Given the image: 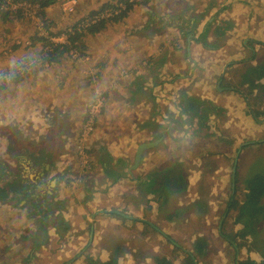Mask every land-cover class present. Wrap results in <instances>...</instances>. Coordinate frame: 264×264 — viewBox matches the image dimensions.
I'll list each match as a JSON object with an SVG mask.
<instances>
[{"label": "crops", "instance_id": "0c3cea01", "mask_svg": "<svg viewBox=\"0 0 264 264\" xmlns=\"http://www.w3.org/2000/svg\"><path fill=\"white\" fill-rule=\"evenodd\" d=\"M136 7H141V13L146 19L143 27L139 29L152 35H147V37H151V40H154L153 36L156 37V42L159 45V47H155L154 51L148 53L147 57L145 55L146 59L133 61L130 65L122 63L125 55H134L133 51L137 52L138 49L141 51L147 48L141 43H136V47H134V42L129 39L132 34H129L128 31L126 32L127 36L125 33H121L122 36L113 38L112 33L108 31L110 26H107L94 34H87L94 37L96 52L100 54L94 61L95 66H98L103 72L100 89L106 97H108L109 92L116 94L119 105L118 109L112 113L111 99L107 100L101 116L104 117L109 108L108 111L116 120L124 116L127 118L126 122L121 120L117 125H111L110 128L98 123L94 135L92 144L93 169L97 177L107 186L90 189L88 193L84 192L85 197L74 198L69 193V188L63 186V182L58 184L60 173L53 176V171L48 173L46 167L40 166L43 162L47 163L50 153L56 156L54 142L52 144L51 141L52 147L50 149L47 147L43 150L40 147L27 154H22L19 158L23 160L20 162L23 170L27 172L29 168L34 167L35 171H32L36 172L26 175L34 178L42 185L38 187L39 192L37 202L34 203L35 207L38 205L41 207L42 198L45 197L47 203H52L53 215L52 217L48 216L45 220L43 213L39 210L41 208L36 209L32 204H24L23 200L15 206L1 202L0 205L6 207L9 212L16 209L17 216L22 209L27 210L28 206H31L34 213L26 216L31 221L23 219L26 225L20 229H17L16 223L6 219L3 227L6 226L7 230L13 231L12 250L17 251L27 242L29 246L26 247V253L23 251V253H16L12 256H7L5 253V255L0 256L2 261L5 260L3 264L7 262L8 264H74L73 259L77 258L79 254H83L87 247L93 259L102 262L107 258L109 250L103 246L102 242L100 243L101 239L107 236H105L106 232H100V227L106 224L117 228L120 218L116 215H125L124 217L127 219L136 220L134 225H140V227H142L141 222H147V225L153 227L158 234L160 233L159 235H162L161 238L165 241L167 238L165 239L164 234H162L165 233L164 225L161 222H156V218L152 216L153 211L161 210L165 203L155 202L153 196L156 194V189H152L149 183L148 185L138 184L140 180H143L140 179L141 177L149 175L147 176L149 178L151 175L169 171L179 176L181 171L182 173L185 172L183 167L187 163H189L190 168L184 176L191 173V176L197 180H199L196 178L197 176L199 178L204 177L207 181L220 177V171L223 170L225 163L229 166V176H231L236 149L247 143H264V103L260 106V112L256 111L249 104L248 98L245 97L246 91L242 89L238 92L229 86V74L232 73L233 75L232 68L235 69L240 62L249 61L251 58L254 59L249 61L252 64L261 60V53L264 51V0H145V4L133 7L126 16H130L136 11L134 10ZM132 10L134 11L131 12ZM185 19H188L186 24L184 23ZM122 22V25H125L124 21ZM135 22L133 21V23ZM128 23L130 21H127L126 25ZM185 33H187L186 36ZM85 36L83 37L85 38ZM118 40L124 41L126 45L124 49L114 47L119 43ZM133 40L138 42L134 38ZM140 51L138 52L141 56ZM174 56L176 59H173ZM9 63L12 64V62ZM2 64L4 66L5 61ZM124 69L130 73L126 74V77H123L121 73V70ZM107 74L111 75L110 79L106 78ZM24 75L26 77V74ZM24 75L12 85L23 81ZM150 75L152 81L147 86L146 78ZM165 77L171 80L166 86L167 90H163L165 99L169 103L175 104L176 109L170 108L166 115H163V118L159 114L155 115L156 110L152 112L155 116L150 112L151 115L145 118L147 115H144L143 110H141L145 100H142V96L134 97V94L141 90L145 91L154 102H157L156 94H154L155 88L163 84ZM68 82L67 77L64 82L59 83L64 86ZM136 82L141 85L136 86ZM35 84L32 81L31 86ZM37 87L31 91L32 97H36L34 93ZM58 96H61V91H54L50 97L51 104L49 107L53 109L52 119L56 114L60 118L59 121L55 117L52 123V119L48 118V121L42 123V127L46 130L42 131L43 133L37 132L36 138L32 136L33 131L26 136L28 138L26 143L32 141L35 144V139L42 138L43 140L47 139V136L50 139L54 137L53 140L58 144L64 143L63 138L68 136L65 130L71 127L70 117L73 114L69 106L72 105L71 101L76 102L77 105V98L73 97L71 101L67 102L60 100V97L56 100L55 97ZM177 97L178 100L175 99ZM150 98L148 99L151 100ZM108 101L110 102L108 103ZM165 105L167 104L165 103ZM179 108L183 109L184 113ZM19 109H22V106L17 105L12 109L16 116L15 125L20 124ZM24 109L27 110L26 107ZM215 109L218 110V113H215ZM32 110H36V107L33 106ZM182 114L188 119L183 120V125L177 124V119L179 120V116ZM141 116L142 120H140ZM137 121H143L144 124L132 125V122ZM126 130L128 131L126 132ZM129 130L137 133L132 136ZM137 134L147 135V141L132 140L131 142L130 139ZM151 134H155V136L152 137ZM184 134H187L186 138H183ZM189 136L197 137L198 139H192V141L198 140V143H192L188 139ZM146 142H154L155 144L143 152L137 168L131 169L136 147ZM124 147H129L127 157L130 159L131 156L130 164L120 176H117V178L119 177L118 180L114 181L116 176L113 178L112 174L115 175L116 173L114 172L116 161L118 160L119 163L126 162L123 153ZM13 148L10 149L9 147V150L15 158L14 155H17L19 151ZM184 149L191 151V153H184ZM192 151H198L201 159ZM63 153L60 154L61 157L67 155ZM218 153L221 154L218 155ZM36 154L42 157L36 158ZM214 158H221L225 163L223 162L224 164L217 169L214 166L211 168L209 166L201 167V163L202 165L206 162L208 165L214 164V161H211ZM33 160L38 161L37 164ZM174 163L183 166L182 168L177 167L175 170L174 167L168 168ZM17 164V162L11 163V166L15 167ZM146 164L147 166H145ZM125 186H128V196L133 197L134 201L127 202V200L121 201L119 199L121 189ZM144 186V194L139 195V199L141 197L142 199L138 201L136 191ZM188 188L184 184L180 187V192L184 194L181 197L182 203L178 202L181 205H188V202L183 203V200L190 198L185 195V189ZM196 189L199 193V188ZM174 191L178 193V191ZM207 192H210V189ZM214 192L211 190V193L214 194ZM42 195L45 196L42 197ZM79 195L82 196L83 194L79 193ZM69 197H71L72 202L67 201ZM10 206L14 209H10ZM224 218L225 214L221 216L217 224V234L222 236V225L220 224H223ZM37 222H39L40 227L44 225V231L39 230ZM91 230L92 236L90 237ZM37 231L36 238L32 234ZM88 232L89 238L87 239ZM26 239L30 242L24 241ZM228 239L227 241L230 242ZM206 249L204 250L206 251ZM127 252L128 254L125 255L124 259L119 258V264H123V262L127 264V261L131 260V256L135 255L131 249ZM3 253L2 251L1 254ZM147 257L149 260L152 259ZM11 258L15 261L10 262ZM17 258H22V260L17 261Z\"/></svg>", "mask_w": 264, "mask_h": 264}, {"label": "rangeland", "instance_id": "374dc122", "mask_svg": "<svg viewBox=\"0 0 264 264\" xmlns=\"http://www.w3.org/2000/svg\"><path fill=\"white\" fill-rule=\"evenodd\" d=\"M116 2H118L117 5ZM105 3H109L113 6L119 5V7H124L123 2H120V0H58L56 3L46 7L43 10L45 13L42 15H40L39 8L36 5L27 7V9L18 8L16 11H10L6 8V6H4L3 10L7 11V15L3 16L4 13L0 12V64L5 61L4 66L3 64L0 65V85H2V89H0V161L4 165L7 163H16L17 160L18 162H23V160L19 158L22 156V154H27L30 151H34V149H38L43 146L41 145L43 144L42 138L35 139V144H33L32 141L26 143L28 141L26 136L34 131L32 136L36 138L38 136L36 135L37 132L39 133L46 130L44 127H42V123H45L46 120L48 121V118L52 119L53 109L49 106L51 104L50 97L54 91H61V96L55 97L56 100L60 97V100L69 102L71 101V98L75 97L77 98V105L76 102L74 103L71 101L72 105L69 106L72 110L71 113H73L70 117L71 127L68 129L66 128V130L63 129L68 134V136L63 138L64 143L58 144L55 141L58 149L56 156L50 153L47 163L43 162L40 164V166L47 168L48 173L53 171V176L57 173H60L58 176V184L60 185L62 184L61 182H63V186L65 188H69L68 191L74 196V198L85 197V193H88L90 189L103 188L107 186L106 183L97 177L93 169L92 144L98 123L110 128L111 125H117L118 122H121V120L126 122L127 118L124 116L123 118L116 120V118L113 117L111 112L113 113V111L118 109L119 105L117 103V95L109 92L108 97L105 96V102L111 99V112L108 111V108L104 117L100 115L94 124V130L92 133L81 139L79 136L81 132V126L83 122L88 120L86 117L88 108H90V105L93 103L95 98L98 97V95L103 96V94H105L102 92V89H100V84L103 79V72H101L99 67L95 66L94 64V61H96L97 57L100 55L98 52H96L94 46V37L92 35H87L85 38L83 36L80 37L76 42V45L81 47V51L80 49L71 48L68 52L60 55L57 59L58 61L52 62H43V57H39V52L41 51L43 43V41L39 39L43 37L42 39L47 42L53 41L54 43H65L68 32H71L70 30L73 28V26L76 25V29L79 30L80 26L87 24V20H84L83 22H80V20L86 16L88 17L89 12L98 11ZM111 10L112 7L106 8L103 14L107 13L109 15ZM134 10L131 11L134 12L131 13L130 16L128 15L129 17H123L124 19H120L118 23H116V21L114 22L113 20H110L105 24V28L110 26L108 31L112 33L113 38H117L119 35H121V33H125V36H127L126 32L128 31L129 34H132V36H129V39H132L134 42V47H136V43H141L142 46H147L148 51L147 48L141 51L138 49L137 52L133 51L134 55L128 54L124 57L122 56L124 60L122 63H128V65H130V63L133 61L136 62L139 59H146L148 53L159 47L158 43L156 42V37L153 36L154 40H151V37H147V35H150L147 33V31L139 29L143 27V23L146 20L141 13V7H136ZM117 13L114 12L113 14L115 15ZM122 21H124L125 25H122ZM127 21H130V23L126 25ZM133 21L136 22L133 23ZM56 32L59 33L55 34ZM133 38L138 40V42H135ZM118 41L119 43L114 47L124 49L126 46L124 41ZM213 42L215 43V40ZM138 51L141 52V56L139 55ZM71 52L78 53L80 55L79 58H74ZM176 56H174L173 59H176ZM262 58H264V51L261 53V59ZM250 60L254 59L251 58ZM9 62H12V64ZM234 71L235 70H233V72ZM127 72L128 71H126V69L121 70L123 77H126L128 74H130ZM234 73L233 75L230 73L229 76L236 81L237 76ZM17 74L18 76L26 74V77L24 75L25 78L23 81L16 85H12L13 82H11L10 78L11 76H15ZM59 74L62 77H60L61 79L59 78ZM31 77L32 79H30ZM67 77L69 82L64 86H61L60 83L62 81L64 82ZM106 78L110 79L111 75L107 74ZM29 79L34 81L36 84L31 86L32 81ZM146 79L148 84L147 86H149L152 81L151 75ZM104 81H106V79H104ZM169 82H171V80H168V78L165 77L163 84L155 88L154 94H156L157 102H154L145 91L143 92L141 90L134 94V97L139 98L142 96V100H145V103L141 109L143 110L144 115H147L145 118L151 115L155 110V115L159 114L163 118V115H166V112L170 108L176 109L175 104H172L171 102L169 103L165 99V93L163 92V90H167L166 86ZM135 85L140 86L141 84L136 82ZM11 86L12 88H10ZM36 86H38L34 93V96L36 97H32L33 94H31V91ZM243 90L245 91L244 88ZM260 95V92H256V94H248L251 102L253 101L254 103H258L252 107L254 110L259 112L260 106H262L264 103L262 101V96ZM175 99L178 100V97ZM109 102L110 101H108V103ZM165 103L167 105H165ZM17 105L22 106V109L18 110L20 115L19 125L14 124L16 121V116L14 112H12V109ZM33 106L36 107V110L31 111ZM24 107H26L27 110L24 109ZM179 109H177V111H180ZM181 111L184 113L183 109H181ZM152 115L155 116L154 114ZM167 115L170 116L168 113ZM55 117L58 119V121L60 119L55 114L54 118L52 119V123L54 122ZM99 118L100 121L98 122ZM179 118V120L177 119V124L182 125L184 122L183 120L188 119V117L183 114L180 115ZM140 120H142V116ZM11 124L12 126H9ZM133 124L143 125L144 123L143 121H137L132 122V125ZM147 126L149 125L147 124ZM127 131L128 130H126V132ZM133 131H135V128H133ZM62 133H64V131H62ZM131 133L133 136L137 132L133 133L131 131ZM153 135L155 136V134H151L152 137ZM186 137L187 134H184L183 138ZM188 139L192 141V139L198 138L189 136ZM132 140L147 141V135L137 134L135 137L130 139L131 142ZM8 141L9 143L7 144ZM197 141L198 140H193L192 143L197 144ZM49 144L50 146L48 148L50 149L52 147L51 141ZM8 145L10 149L12 147H14L13 149H18V156L14 155L15 158H13ZM128 149L129 147H124L123 149L126 160V162L124 161L123 163H125V165H123V163H119L118 160L115 163L116 167L114 172L116 173L115 175L112 174L113 178L116 176L114 181L118 180L119 177L117 178V176H120L130 164L131 156L130 159L127 157ZM253 151L254 150H251L246 155V157L242 159V165L244 167V170L242 169V171L245 177L256 171L254 170L253 163L257 160V158L254 154H252ZM63 152L67 155H62L61 157L60 154ZM192 152L195 153L198 158H200L198 151ZM184 153H191V151L184 149ZM219 154L221 153H218V155ZM216 156L217 154L215 157ZM36 158H41V155L36 154ZM127 159H129L128 162ZM211 161H214V164L210 163L208 165V162H206L203 163L204 165H202L201 163V167L203 166L205 168L209 166V168H211V166H214V168L217 169L219 166H222L225 163L221 158H214V160L212 159ZM145 166H147V164ZM182 166L183 165L180 167L182 168ZM173 167L174 165H171L168 168ZM188 168H190L189 163L184 165L183 170H185L187 173ZM32 170L35 171V168H29L27 171L28 175L36 173ZM143 170L146 171L144 168ZM185 172L182 173L181 171L177 177L181 179V182L179 181L180 183L189 187L188 189H185V195L190 198L183 200V203L188 202V205H181L178 203H182L181 197L183 193L180 192V190H176L175 187V190L178 191V193L175 192L171 197H169L165 204L162 205L161 210L157 212L153 211L154 213L152 216L156 218V222H161L164 225L163 230L165 232V238L167 236L172 240L174 239L179 245L185 248L192 247V244L194 245V243L200 238L204 239L207 249L203 254L196 257L197 264H236V262L239 260L258 258L259 255L256 248L258 245L251 242L250 246L252 247L250 248L249 242L247 243V239L250 240L251 237L253 240V236L246 235L245 239L241 236H236V246H234L232 243L227 241V238L217 234V224L222 216L221 213L226 206L228 193L231 190V180L229 176L230 170L229 166H227V163L224 164L223 170L220 171L219 175L221 176L209 181L205 180L204 177L199 178L198 176L196 178L199 180H197L191 176V173H188L187 176H184ZM0 181L2 182V180ZM34 181H36V187L42 186L37 180ZM43 187L46 188V186ZM141 188L142 187L138 189L139 191H136L138 195V201H141L142 199V197L141 199H139V197L144 194L145 186L142 189ZM195 188H199V193H197V189L195 190ZM208 189H210V192H207ZM211 190L215 191L214 194L211 193ZM244 191V186H241L237 190V194L242 197ZM79 193H82L83 195L80 196ZM119 199L121 201L127 200V202H130V200L132 201L134 199L133 197L128 196V186H125L123 189H121ZM67 201L72 202L71 197H69ZM8 203L15 206L14 204L16 201L9 199ZM1 205L0 212L2 208L7 210L6 207ZM12 208L13 207L10 206V209ZM29 211V208L27 210L22 209L19 214L20 216H17L16 209H14L13 212H7L8 220L16 223L17 229H20V227L26 225V222L23 221V219L31 221L30 218H26V216L29 215ZM232 218L233 216L228 217L226 224L224 225V232L226 231L229 234L232 232L234 227H240L238 224H235L234 226L231 225ZM118 221L120 222L117 228L115 226L112 227L111 225L106 224L100 227V232H106L105 236L107 235L101 239L100 243L102 242L103 246L107 247L109 253L115 250L118 258L124 259L125 255L128 254L127 251L131 249L133 252H135V255H133L134 258L131 256V260L127 261V264H153V262L157 264L155 261L156 257H167V260L169 259L172 261V264H183L181 258L177 256L178 253L173 251L169 240L167 239L165 242L161 238L162 235H159L160 233H153L150 230H147L146 227H140V225H132L129 222L123 223L121 220ZM4 223H6V221H2L0 219V226H4ZM6 231H10V234L8 235L6 232L5 235H0V256L5 255V253L1 254L3 251L2 248L5 245H10L12 243L11 240L13 236L11 238V232L13 231L10 229ZM9 236L10 238L7 239ZM88 238L89 232L87 233V239ZM12 245L10 246L11 252L9 251L7 255H15L16 253H23V251L26 253V249L29 246L27 242V244L25 243L24 246L19 248L17 251H13ZM128 245H130V248H128ZM147 256L152 258V261L147 259ZM73 260L75 261L74 264H92V261H97L94 260L93 256L89 254L88 247L83 251V254H79V256ZM0 262H2V259H0ZM6 264H8V262ZM123 264L126 263L123 262Z\"/></svg>", "mask_w": 264, "mask_h": 264}, {"label": "trees", "instance_id": "16d2710c", "mask_svg": "<svg viewBox=\"0 0 264 264\" xmlns=\"http://www.w3.org/2000/svg\"><path fill=\"white\" fill-rule=\"evenodd\" d=\"M57 0H0V12L4 13L3 16L7 15V11H4L3 8H1V5L6 2L11 3H18V2H26L27 4H30V6L37 5L39 8L40 15L44 14L43 11L45 7L55 3ZM123 2V5L125 6L123 9H121L120 12L117 14H113L116 9H118L117 6L110 5L109 3H105L100 7V9L96 12L91 11L89 12V16L86 18L80 20V22H83L86 19H89L93 17V15H101L106 8L112 7L111 15L110 16H104L102 18H99L96 22L91 23L87 22V24L80 26L79 30L76 29V25L73 26V28L70 30L71 32H68V36L66 38L65 43H54L53 41L47 42L43 40L41 37L42 47L41 51L39 52V57H43V62H52V61H58L60 55H63L64 53L68 52L71 48L73 49H80L81 47L76 45V42L79 40L80 37L85 36L87 34H94L102 28L105 27V24L113 20L118 21L125 17L127 15V12L131 10L135 5L145 4V0H120V2ZM118 2H116V5ZM21 10V9H19ZM86 18V19H85ZM188 19L184 20V23L186 24V21ZM60 32V31H59ZM59 32H56L55 34H58ZM185 36L187 33L184 34ZM203 36V34H202ZM81 51V49H80ZM235 70L233 73L237 76L236 81L230 77L229 86L233 88L236 91H240L243 88L246 91L245 97L248 98L249 104L251 106L258 104L257 102H251V99H249L248 94H256V92H260L262 96V101L264 102V58H262L260 61H258L256 64H252L249 61H242L239 63L238 67H235ZM232 71V69H231ZM22 77L21 75H13L11 76L10 80L11 82H16ZM0 89H2V85H0ZM247 95V96H246ZM105 98V94H103ZM257 96V95H255ZM215 113H218V110H214ZM254 112V111H253ZM258 113V112H257ZM54 137L51 139L47 137V139H43V145L41 148H47L50 146L49 142H54V152H58L55 140H53ZM49 144V145H48ZM264 143H247L243 145L240 148V151L237 156V161L234 166V172L230 176V180H232L230 186L233 185V194L231 190L228 193V198L226 202V206L222 212V215L225 214V218L223 220L222 228H221V234H223V237L229 238L228 240L232 241L233 244L236 245L235 237L241 236L245 239L246 235L253 236V240L250 237V240L247 239V243L249 242V246L251 242L258 245V255L259 257L256 259H245V260H239L237 261V264H264ZM252 154L255 155L257 160L253 163L254 170L252 174L245 177L243 174L242 169L244 170V167L242 165V159L246 157V155L251 151ZM259 152V153H258ZM244 154V155H243ZM227 155V153H226ZM242 155V156H241ZM241 156V157H240ZM42 157V156H41ZM18 164L15 167H12L11 164H3L0 161V202L8 203L9 199L16 201L14 205L17 203L19 204L22 200L25 203L32 204L35 207V204L37 202V195H38V187L35 186L36 181H34V178H31L27 176V172L23 170V166L21 165L18 160L16 161ZM36 164L37 162L34 161ZM179 164H174V170L175 168H180L178 166ZM149 175H145L144 177H141L138 182L139 185H145L148 183L151 185L152 189H156V194L153 196L155 202L157 203H165L169 197H171L175 193V187L176 190H180V187L182 185L181 179L178 178L174 173L164 172V173H158L154 176L151 175L149 178H147ZM180 181V182H179ZM244 186V193L242 197H240L237 194V190ZM157 187V188H156ZM148 193V191H147ZM45 195H42V197ZM43 204L40 207L38 205L37 208L39 209L41 213H43V218L46 220L48 216L53 215L52 211V203H47V200L45 197L42 198ZM50 202V201H49ZM57 205V204H56ZM55 206V204H54ZM27 208L30 209L29 215H32L33 211L31 209V206H28ZM8 210L2 209L0 212V219L2 221H6L8 219L7 217ZM34 214V213H33ZM116 215V214H112ZM120 218V220L123 223H131L132 225L136 223V220L127 219L124 216L116 215ZM233 216L231 225L234 226L235 224H238L240 227L235 228L232 230V232L229 234L224 232V225L226 224L227 218ZM57 220H59V217H57ZM39 222H37V226L39 230L44 231V225L41 227L38 225ZM141 225L143 227H146L147 230H151V232L157 233L156 230L147 225V222H141ZM3 228V229H2ZM152 228V229H151ZM6 226H0V235L2 236L6 234ZM37 232L33 233V236H36L37 238ZM7 234H10V231L7 232ZM13 232H11V238H12ZM10 236L7 238L9 239ZM166 239V238H165ZM29 241V240H25ZM167 241V240H166ZM30 242V241H29ZM36 242V241H35ZM170 242V241H169ZM176 242V243H175ZM171 243V247L174 252H177L179 258H181L183 264H194V260L199 255L203 254L206 248L205 240L200 238L198 239L194 245L192 244V247H182L177 243V241L173 240ZM11 244L5 245L2 249L3 252L8 254V252H11ZM199 246V247H198ZM252 246H250L251 248ZM185 251H184V250ZM10 256V255H7ZM12 256V255H11ZM160 258V259H159ZM118 256L115 253V250L108 253L107 258L104 261H92V264H119L118 262ZM18 260H22V258H17ZM5 260H3L0 263H3ZM15 261L13 258L10 259V262ZM155 261L157 264H172V261L165 257H156Z\"/></svg>", "mask_w": 264, "mask_h": 264}, {"label": "built area", "instance_id": "2783aa9c", "mask_svg": "<svg viewBox=\"0 0 264 264\" xmlns=\"http://www.w3.org/2000/svg\"><path fill=\"white\" fill-rule=\"evenodd\" d=\"M129 1H133V0H129ZM4 6H6V8L9 9L10 11H16L18 8L27 9V7H31L30 4H27L26 2H18V3L6 2V3H3L1 5V8H4ZM117 7H118V9H116L114 11L115 13H117L118 11H121V9H123L125 6L119 7V5H118ZM109 15H111V13ZM109 15L107 13H105V14L102 13L101 15H94L93 17L86 19V20H87V22L94 23L99 18H102L104 16H109ZM97 17H99V18H97ZM71 54L74 58H77V59L80 56L76 52H71ZM105 103L106 102H105L104 96L98 95V97H96L95 100L93 101V103L90 105V108H88V112L86 115L88 120L83 122V124L81 126V132L79 135L81 137V139L87 137L88 135H90V133H92V131L94 130V124L96 123L97 118L102 114V111L105 107Z\"/></svg>", "mask_w": 264, "mask_h": 264}, {"label": "water", "instance_id": "95a60500", "mask_svg": "<svg viewBox=\"0 0 264 264\" xmlns=\"http://www.w3.org/2000/svg\"><path fill=\"white\" fill-rule=\"evenodd\" d=\"M155 143L154 142H146V143H141L139 144L136 149H135V153H134V158H133V164L131 165V169H134L136 168L138 165H139V162L142 158V154L143 152L146 150V149H149L150 147H152ZM240 148L241 146H239V149L237 148L236 151H235V154H234V159H233V166H232V173L234 172V166L236 164V161H237V156H238V153L240 151ZM232 182V180H231ZM231 192L233 194V185L231 186ZM121 214V213H120ZM125 216V215H124ZM221 225V224H220ZM92 228V227H91ZM164 234V233H162ZM92 236V230L90 232V237ZM166 238L170 241V242H173L172 239H170L169 237L166 236ZM232 244L233 242L230 241ZM234 246H236L235 244H233ZM184 250V249H183ZM185 251V250H184ZM237 256H238V253H237ZM194 264H197L196 261L194 260ZM237 264V262H236Z\"/></svg>", "mask_w": 264, "mask_h": 264}, {"label": "bare ground", "instance_id": "6f19581e", "mask_svg": "<svg viewBox=\"0 0 264 264\" xmlns=\"http://www.w3.org/2000/svg\"><path fill=\"white\" fill-rule=\"evenodd\" d=\"M264 117V116H263ZM146 151V150H145ZM133 155V154H132ZM214 176V175H213ZM153 226V225H152ZM152 229V228H151ZM157 229V228H156ZM151 231V230H150ZM154 233V232H153ZM152 233V234H153ZM157 235V234H156ZM155 237V236H154ZM154 239V238H153ZM156 239V238H155ZM151 242V241H150ZM153 243V242H152ZM176 243V242H175ZM153 246V245H152ZM199 247V246H198ZM167 258V257H166ZM195 261H196V259H195ZM139 263V262H138ZM160 264H162L161 262H160Z\"/></svg>", "mask_w": 264, "mask_h": 264}]
</instances>
